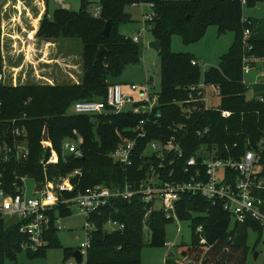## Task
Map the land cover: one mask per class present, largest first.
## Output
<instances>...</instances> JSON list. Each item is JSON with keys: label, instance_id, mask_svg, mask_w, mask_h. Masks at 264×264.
Masks as SVG:
<instances>
[{"label": "trees", "instance_id": "16d2710c", "mask_svg": "<svg viewBox=\"0 0 264 264\" xmlns=\"http://www.w3.org/2000/svg\"><path fill=\"white\" fill-rule=\"evenodd\" d=\"M49 1L44 0L46 7ZM137 2L152 6L149 31L153 40L160 42L157 52L160 69L158 102L162 117L153 131L158 134L149 138L166 134L173 124H182L185 128L180 133V143L184 158L195 155L202 146L209 151L216 149L217 158L236 161L246 152L256 151L255 176L264 178V100H260L264 98V87L254 85L248 88L242 84L245 30L249 31L245 39L248 54L264 58V18H244L243 7L251 8L264 0H99L98 17L88 10V1L81 0L78 12L58 7L50 18L45 13L36 33V37L43 40L77 39L82 42L81 83L17 88L0 83V119L20 118L27 131L29 148L26 163L0 166V174L4 171L7 180L15 173L27 175L36 183L45 179L58 181L74 170H80V176L70 178L72 193L60 194V199L70 200L88 187L100 184L112 188L139 177L135 170L141 164L140 160L136 159L133 168L125 169L109 158L118 141L116 130L122 132L124 127L132 126L137 117L67 113L74 102L104 99L108 80L120 75L126 66L140 61L138 43L120 31L133 22L126 9ZM108 21L110 32L104 37L102 31ZM209 26H215L218 34L234 33L233 42L220 56L218 65L203 73V83L219 89V105L204 110L199 104V111L187 117L178 103L183 105L190 95L189 88L200 82V66L191 64L197 60L189 54L173 52L171 38L178 35L184 44H189L199 40ZM100 46L106 52L97 60L95 56ZM1 61L0 52V69ZM249 91L252 95L247 99ZM192 94L195 96L197 92ZM223 112L228 115L224 116ZM44 134L49 144L46 146L41 144ZM68 141L81 150L80 158L63 150V144ZM260 143L261 147H258ZM51 150L58 160L53 165L43 166L41 161H46ZM71 206L72 203L59 204L47 212L50 226L44 237L46 245L34 251L25 249L29 258L44 257L48 248L59 247L55 221L70 215ZM115 209H118L117 213ZM174 212L178 220L188 221L191 229L190 244L182 245L178 250V254H186L184 259L181 257L186 264H245L250 253L248 230L256 231L259 237L262 232L261 225L253 220L233 222L220 205H212L200 195H182L175 203ZM146 213L147 206L141 197L134 196L129 202L115 201L113 209H104L99 215L90 216L94 229L89 236L85 264H140L144 226L150 232L148 245L164 247L165 226L173 218L166 219L159 210L150 211L145 218ZM108 219L122 224L123 230L105 231ZM19 226V222L6 223L0 219V264H4L5 258L15 260L21 245L27 242V238L19 233ZM198 228H201L200 233H197ZM201 238L205 244L200 243ZM62 249V264H67L74 249ZM164 264L179 263L167 257Z\"/></svg>", "mask_w": 264, "mask_h": 264}, {"label": "built area", "instance_id": "2783aa9c", "mask_svg": "<svg viewBox=\"0 0 264 264\" xmlns=\"http://www.w3.org/2000/svg\"><path fill=\"white\" fill-rule=\"evenodd\" d=\"M130 5L148 6L149 12L142 14L145 26L142 31L149 30L153 18L152 6L142 2ZM92 15L98 17L99 9H94ZM248 35L249 31L245 30L242 41V84L248 88L254 85L264 87V58L248 54L249 48L245 46ZM130 38L134 43L139 42L137 35ZM191 64L200 66L196 61H191ZM2 79L0 74V83ZM136 90L135 86L132 87V91ZM189 90L190 95L183 105L178 103L187 117L199 111V104L204 110L214 108L208 105L206 96L213 93L218 97L219 89L216 86L198 83ZM192 92L197 94L194 96ZM159 107L158 94H152L147 88L141 91V98L135 101L126 96L119 85H109L104 99L77 101L70 108L74 115L97 117L121 114L138 118L132 126L124 127L122 132L116 130L118 141L109 154L112 162L125 169L133 168L136 159L140 160L141 164L135 170L139 177L131 183L125 182L112 188L97 184L69 200L60 199V194L72 193L70 178L80 176V170H74L61 180L45 179L42 183H36L27 175L13 173L7 180L4 171L0 174V219L20 223L18 231L27 238V242L21 245L22 249L34 251L46 245L44 237L50 226L47 212L59 204L72 203L86 218L83 228L85 240L77 248L84 261L89 248V236L94 229V224L89 221L90 216L99 215L104 209H113L115 201L129 202L134 196H140L147 206L145 218L152 210L163 212L166 219L176 218L174 206L182 195H200L212 205H220L233 222L244 223L250 219L264 228V178L256 177L254 172L257 152L248 151L236 161L217 158L216 149L209 151L202 146L195 155L184 158L180 143V133L185 128L182 124H173L166 134L160 133L155 138H149L158 134L153 131L162 117ZM222 114L228 115L227 112ZM41 144L49 145L46 141ZM258 147H261V143ZM63 150L76 158L82 156L81 150L73 142H65ZM28 157L27 131L22 120L0 119V166L5 168L11 163L21 165L26 163ZM56 162L57 155L53 150L46 161H41L43 166ZM231 176L234 177L231 179ZM29 179L33 182V195H28ZM114 211L117 213L118 209ZM58 221H55V225L59 231ZM106 226L110 227V231H122L124 228L112 219H108ZM200 232L201 228H198L197 233ZM200 243L205 244V240L201 238Z\"/></svg>", "mask_w": 264, "mask_h": 264}, {"label": "rangeland", "instance_id": "374dc122", "mask_svg": "<svg viewBox=\"0 0 264 264\" xmlns=\"http://www.w3.org/2000/svg\"><path fill=\"white\" fill-rule=\"evenodd\" d=\"M0 0L1 17V69L0 74L4 86L17 88L28 86H74L79 85L83 78V45L80 40L50 38L39 39L36 33L39 29L44 14L51 17L52 11L59 7L55 0L49 1L48 6L44 0ZM88 10L98 8L99 0H87ZM39 2V3H37ZM81 0H65L70 12H78ZM136 4H139L137 2ZM41 11V12H40ZM126 11L131 15L132 23L123 26L120 31L131 37H139L140 61L124 68L120 75L108 80L109 85H119L122 92L135 101L141 98V91L148 89L152 94L160 91L159 57L156 51L148 47L152 41L150 31L142 29L143 13H148L149 8L143 6H129ZM243 17L264 18V3H257L254 7H243ZM32 34V35H31ZM234 39V33L227 31L218 34L215 26H209L205 34L197 41L184 44L178 35L171 38V50L175 53H187L200 64V82L203 83V73L211 67L218 65L220 56L226 53ZM41 40V41H40ZM45 41L44 42H42ZM105 49V48H104ZM98 52V51H97ZM97 54V53H96ZM149 78L151 80H149ZM136 91H132V87ZM251 91L246 93L250 99ZM208 105L217 107L219 98L213 93L207 95ZM69 106L67 113L71 114ZM10 120V119H4ZM58 160V157H57ZM68 176V175H67ZM28 195H33V182L27 181ZM159 208V205H156ZM60 218V219H59ZM58 218L60 230L56 233L59 247L48 248L44 257L29 258L26 250L21 249L16 254V259L5 258L4 264H62L63 249L69 247L76 250L85 240L84 225L86 218L75 207H70V215ZM9 223L10 220H5ZM109 232L110 227L104 226ZM164 239L170 246H149L150 232L146 226L143 228L142 248L140 250V264H164L167 254L173 253V259L179 264H184L179 247L189 245L191 229L188 221L173 218L165 226ZM247 246L250 249L245 264H264V228L261 235L252 229L247 233ZM253 252H258V258L253 260ZM186 257V256H185ZM184 259V258H183ZM67 264H76L71 257ZM81 264H85V260Z\"/></svg>", "mask_w": 264, "mask_h": 264}, {"label": "water", "instance_id": "95a60500", "mask_svg": "<svg viewBox=\"0 0 264 264\" xmlns=\"http://www.w3.org/2000/svg\"><path fill=\"white\" fill-rule=\"evenodd\" d=\"M55 1L60 4V8L61 9H65V10H68L69 9V6L66 5V4H64L63 3V0H55ZM110 27H111L110 22L109 21L106 22V24H105V26L103 28V31H102V35L104 37H107L109 35ZM148 47L151 48L152 50L158 52L159 49H160V42L158 40H152L151 42H149ZM105 52H106V50L104 49V47L103 46H100L99 49H98V52H97V54L95 56V58L97 60L100 59V57ZM149 80H151V79L149 78ZM43 141H47V137H46L45 134L43 135ZM36 189L38 190V187ZM168 213L171 214V211H168ZM185 256H186V254L184 252H182L181 253V257L185 258ZM167 257L172 258L173 257V253L172 252H169L167 254ZM72 258L74 259V262L76 264H81L82 263V256H81V254L79 253V251L77 249L73 251ZM252 258H253L254 261H256L257 258H258V252H253Z\"/></svg>", "mask_w": 264, "mask_h": 264}, {"label": "crops", "instance_id": "0c3cea01", "mask_svg": "<svg viewBox=\"0 0 264 264\" xmlns=\"http://www.w3.org/2000/svg\"><path fill=\"white\" fill-rule=\"evenodd\" d=\"M42 1H43V0H41L40 2H42ZM64 1H65V0H63V2H64ZM37 3H39V2H37ZM42 3H43V2H42ZM55 3H56V4H58V5H59V7H60V4H59L58 2H56V1H55ZM43 4H44V3H43ZM39 5L41 6V8H42V6H43V9H44V11H45V4H44V5H42V4H39ZM40 12H41V11H40ZM123 34H126V33L124 32ZM133 36H134V35H133ZM131 37H132V36H131ZM152 40H153V39H152ZM40 41H41V40H40ZM42 42H44V43H45V41H43V40H42ZM197 62H198V61H197ZM198 63H199V62H198Z\"/></svg>", "mask_w": 264, "mask_h": 264}]
</instances>
